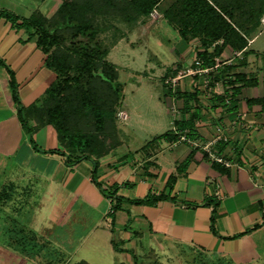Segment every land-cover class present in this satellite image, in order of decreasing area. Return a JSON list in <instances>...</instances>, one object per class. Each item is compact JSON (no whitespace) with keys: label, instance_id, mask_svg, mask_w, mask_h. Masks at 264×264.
I'll return each mask as SVG.
<instances>
[{"label":"crops","instance_id":"crops-1","mask_svg":"<svg viewBox=\"0 0 264 264\" xmlns=\"http://www.w3.org/2000/svg\"><path fill=\"white\" fill-rule=\"evenodd\" d=\"M57 2L47 0L44 10L55 9ZM36 10L29 0H0V59L14 71L25 107L38 102L57 75L46 67V56L29 34L15 28L2 13L23 19ZM261 35L249 41V49L255 53L248 56V65L241 69L257 77L259 84L242 89L235 103L223 105L217 100L227 90L220 83L210 88L193 77L180 82L177 89L181 92H199L197 106L202 116L195 124L197 136L192 138L198 146L169 140L165 148L157 142L148 146L153 138L135 148L121 138V145L100 159L98 182L107 191L117 187L113 197L106 196L94 183L92 161L71 166L62 155L34 150L21 125L24 134L20 141L10 144L9 124L18 120L17 107L8 73L0 65V156L8 160L1 166L5 175L0 189V264H33L28 260L38 263L53 254L66 256L63 252L75 254L79 250L106 251L116 261L114 264H126L125 258L135 264L132 259L141 256L142 238L146 235L161 252L180 246L208 252L212 259L228 264H264V103L248 104L249 100H264V43L258 45ZM196 46L198 43L188 44L182 52L184 59L192 54L191 59L196 57ZM240 59L242 54L231 49L221 58L226 65ZM168 99L173 121L189 118L183 112L184 100ZM31 125L36 124L31 121ZM169 131L179 133L174 125ZM34 139L42 150L60 148L52 126L39 128ZM206 146L231 167L214 161ZM213 163L223 170L216 169ZM171 175L177 177L172 190L168 186ZM150 194H164L175 200L154 205L127 201ZM118 198H123L120 209L112 213ZM208 199L219 202L217 235L211 230L213 205H203ZM44 204L48 206L46 216L40 211ZM256 226L260 227L254 229ZM239 234L244 235L233 238ZM23 250L29 254L39 250L40 254L32 260L17 253ZM124 251L135 255L124 256ZM83 261L92 264L89 260L75 263ZM75 263L71 259L60 261Z\"/></svg>","mask_w":264,"mask_h":264},{"label":"trees","instance_id":"trees-1","mask_svg":"<svg viewBox=\"0 0 264 264\" xmlns=\"http://www.w3.org/2000/svg\"><path fill=\"white\" fill-rule=\"evenodd\" d=\"M40 1L44 3L47 0ZM161 1L61 0L51 16L40 10L23 19L2 13L15 28L24 29L29 34V39L34 40L46 56V67L57 75L44 96L35 104L25 107L20 99L14 71L0 59V65L8 73L18 120L31 146L38 152L62 155L71 166L84 160L92 161L93 181L108 197L115 196L118 188L113 192L104 189L98 182L97 170L100 159L122 143L117 113L122 104L123 90L119 89L118 68L108 60L111 47L104 44L100 37L99 19L143 24L159 9ZM161 16L178 31L184 41L199 42L196 58L202 61L203 69L214 68L217 60H220L221 67L213 70L207 79L210 88H215L218 83L227 88L224 96L217 97L223 105L235 103L242 89L254 88L259 84L257 77L242 73L241 69L248 65V56L255 53L249 49V41L262 34L259 28L264 16V0H174L161 11ZM227 49L241 53L242 59L231 65H223L221 58ZM180 70L179 66L168 72L163 77L164 86L166 80L176 77ZM165 87L167 95L184 100L183 112L189 118L173 122L178 134L168 131L155 137L148 146L163 139L176 142L182 136L191 140L197 136L195 124L202 116L197 106L199 92H175L172 87ZM257 102L264 103V100H249L248 104ZM31 121L36 125L32 126ZM46 126L55 129L59 149L42 150L35 143L34 134ZM213 166L223 170L219 164L213 163ZM176 180L177 177L171 175L168 182L171 190ZM168 199L175 200L164 194H150L144 199L127 201L134 205H154ZM122 201L123 198H118V205L112 207V213L120 209ZM203 205H213L211 230L217 235L215 224L219 202L208 199ZM115 248L119 249V246L116 244ZM75 264L89 263L83 261Z\"/></svg>","mask_w":264,"mask_h":264},{"label":"rangeland","instance_id":"rangeland-1","mask_svg":"<svg viewBox=\"0 0 264 264\" xmlns=\"http://www.w3.org/2000/svg\"><path fill=\"white\" fill-rule=\"evenodd\" d=\"M29 1L33 4L35 10L41 9V11H45L47 14L54 13L57 6L61 3V0H58L55 9L44 10L46 9L45 4L40 0ZM173 1L162 0L159 9L152 13L155 16L151 14L150 20L143 24L121 23L116 20L99 19L101 23L100 37L104 44L111 47L108 60L117 66L119 71V89L123 90L122 104L117 113L120 135L123 141L135 148L141 147L146 141L173 128L172 124L174 121L169 117L171 100L168 99L172 98V96L169 97L167 95V87L165 86L171 88L172 85H175L174 88L172 87V90H176L180 82L185 78L183 77L173 82H170L172 78H168L164 86L163 77L179 66L181 70L178 72V75L186 73L195 59H191L193 54L184 59L182 52L191 42H185L180 37L178 31L161 16V11L171 5ZM263 19L264 16L260 21L259 33H262V35L259 38L258 45L264 43ZM196 43H198V46H196L194 51L200 48L197 40L192 41V44ZM222 64L224 63L222 62ZM0 70L3 69L0 67ZM197 79L201 83H205L206 80V78L202 77H197ZM122 111L129 116L128 121L120 117L119 114ZM9 126V133L11 135L10 144L14 142V145H16L20 141V136L24 133L17 119H13V122ZM26 137L30 141L27 135ZM167 143V140L163 139L158 141L156 145L160 144L165 148L167 147ZM10 147L11 145H9ZM7 161V158L0 156V189L5 175L2 172L1 166H4V163ZM9 164L11 165V161ZM47 207V204H44L43 207L41 206L40 211L44 216L47 214ZM2 216L3 209L0 207V236L3 224ZM142 241L143 247L141 252H139L141 256L134 260L132 259L137 264H228L225 260L216 261L212 259L208 252L182 249L180 246H174L171 250L158 251L156 245L150 242V237L147 235L142 238ZM17 253L25 255V258L36 260L40 251L37 250L34 254H29L25 250ZM63 253L66 256L53 254L52 256H48V259L37 261L38 263L31 262V260H28V263L44 264L45 261L49 260L53 261L54 264H60L62 259H71L72 263L81 260H89L92 264H114L116 262L108 256L106 251L97 253L92 250H79L75 254H70L72 253L70 251ZM123 253L124 256L133 257L135 255V253L130 251H124ZM123 262L126 264L130 263L128 258L123 259Z\"/></svg>","mask_w":264,"mask_h":264},{"label":"built area","instance_id":"built-area-1","mask_svg":"<svg viewBox=\"0 0 264 264\" xmlns=\"http://www.w3.org/2000/svg\"><path fill=\"white\" fill-rule=\"evenodd\" d=\"M152 16H155V14H152ZM262 22L264 23V19L262 20ZM201 66H202V61H200L199 59H197L195 57V59L193 60L192 64L190 65V68L187 69L186 73L184 72V73L179 74L176 78H172L170 80V82H173V81H176V80H180L183 77L186 78V77H195V76H197V77L206 78L205 84L207 85V84H209V80L207 79V77L209 76V74L213 70H216L219 67H221V62H220V60H217V65L214 68L203 69ZM171 87L174 88L175 85H172ZM119 115H120V117L122 119H124V120L127 119L126 113L120 112ZM219 140H220V138H219ZM179 141L180 142H184V141L190 142V143L194 144L195 146H198V144L196 142H193L191 139L187 138L186 136L180 137ZM205 149L208 150L209 146H206ZM208 152L210 153V156H211V158L214 161H216V162H218L220 164H223L226 167H231V164L226 162L223 158H220V157H217V156L213 155L210 150H208Z\"/></svg>","mask_w":264,"mask_h":264}]
</instances>
